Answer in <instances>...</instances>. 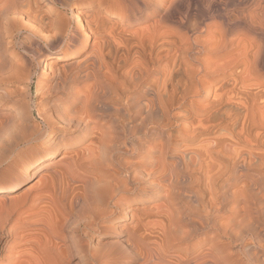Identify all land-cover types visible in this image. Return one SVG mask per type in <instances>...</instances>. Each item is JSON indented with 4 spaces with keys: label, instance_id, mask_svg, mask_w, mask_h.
Instances as JSON below:
<instances>
[{
    "label": "bare ground",
    "instance_id": "bare-ground-1",
    "mask_svg": "<svg viewBox=\"0 0 264 264\" xmlns=\"http://www.w3.org/2000/svg\"><path fill=\"white\" fill-rule=\"evenodd\" d=\"M47 1L54 17L22 23L30 0H0V31L7 45L12 43L0 51V77L19 72L25 77L31 67L27 55L35 51L33 43L40 38L59 46L53 52L43 49L33 54L49 91L44 108L36 106L39 122H30L17 98L11 112H0V161L12 172L0 182V244L3 234L10 238L3 241L0 264L234 260L226 247L235 237L240 239L242 231L235 227L243 226L238 224L243 216L237 226H230L239 235L229 231V221L214 218L206 208L198 221L195 208L201 209L204 193L194 186L206 179L208 204L221 208L230 196V180H245L250 191L254 184L262 187L248 171L264 167V148L253 149L264 147V0H89L97 4L91 16L89 7L71 9L67 0ZM68 8L70 15L62 11ZM100 10L110 14L109 25ZM202 33L207 39L201 38ZM90 37L94 39L88 45ZM89 46L82 58L68 62L70 72L57 65L77 47ZM16 47L24 54L17 56L18 61L5 54L9 49L14 56ZM110 47L114 60H108ZM203 50L207 59L197 56ZM120 60L131 68L116 77ZM213 90L211 104L232 105L223 112L224 125L198 148L188 149L191 142L187 149L179 148V135L194 136L201 128L209 132V123L216 124L217 119L211 122L209 116L207 120L189 114L174 120L177 134H166L171 107L188 100V112L194 110V98ZM240 141L255 146L241 155ZM124 155L138 159L127 162ZM233 157H237L234 162ZM104 165L110 170H102ZM228 172L234 176L218 187V178ZM156 198L166 203V209L156 214L163 222L154 219H161V228L148 229L151 222L146 226L144 220L149 211H142L132 226L110 225L111 215L124 213L129 202L149 203ZM146 206L138 207L148 210ZM263 208L258 211L261 216ZM13 217L21 223L11 224ZM252 222L245 221L244 226H256ZM98 234L102 240L90 250L88 240ZM200 235L211 242L203 250L195 248ZM259 235L264 237V230ZM2 257L10 261L2 262Z\"/></svg>",
    "mask_w": 264,
    "mask_h": 264
},
{
    "label": "rangeland",
    "instance_id": "rangeland-1",
    "mask_svg": "<svg viewBox=\"0 0 264 264\" xmlns=\"http://www.w3.org/2000/svg\"><path fill=\"white\" fill-rule=\"evenodd\" d=\"M68 1V3L70 4V6H71V9H74V8H76V7H78V6H84V7H89L90 8V11H91V14H90V16L92 15V14H94V10H95V8H97V7H95V6H97V4H96V2H94V1H89V0H67ZM34 6V7H33ZM28 8L29 9H27V11H28V13H26V11H25V16H23L22 17V23H26V22H28V21H30V19L31 18H34V17H37V18H52V17H54V14L52 13V11H48V1L47 0H30V7L28 6ZM36 8V9H35ZM58 9H61V8H59V7H57ZM94 8V9H93ZM71 9H66V10H62L63 12H65L67 15H70L71 14ZM92 9V10H91ZM100 16H101V18L102 19H104V21H105V25H109V23H110V19L111 20H113L112 18H108L109 16H110V14L107 12V11H104V10H100ZM34 13V14H33ZM50 15V16H49ZM104 16V17H103ZM115 19V18H114ZM122 25V27L126 30V31H130V30H133V27H127L126 28V26L125 25H123V24H120V26ZM140 26H143V25H140ZM4 35H5V33H4V31L3 30H1L0 31V51L2 52H4V49H6L5 48V46H9V48H10V46H12V43H9L8 45H7V43H6V41H7V38L6 37H4ZM44 37L46 36V35H43ZM201 36V38H206V37H208L207 36V33H202V35H200ZM94 38L93 37H90V40H88V45H91L92 44V40H93ZM207 39V38H206ZM258 41H259V39H257ZM260 42V41H259ZM6 43V44H5ZM258 43V42H257ZM33 50H35L36 52L37 51H39V50H45V51H48V52H53V51H55L57 48H59V46H55V45H53L51 42H49V41H47V39L46 38H40L39 40H37V41H35V43H33ZM89 48H90V46L88 47V48H85V50H84V48H82V47H77L76 48V50H74V51H72L71 52V54L70 55H68V56H66V57H64L62 60H60V62L57 64L58 66H60L61 67V65H62V67L64 68V70H66V69H68V70H66V72L68 73V72H70V69H69V63L68 62H71L72 60H73V58H82V54H84L85 52H87L88 50H89ZM8 51H6L5 52V54H6V57H10L11 58V60H15V61H18L19 59H17L18 57L17 56H20V55H24L23 53H22V49H19V48H15V51H14V56H12V54H11V52H9V51H11V50H9V49H7ZM110 50H112L110 53L111 54H113V55H111L110 54V57H108V60H109V58L111 59V60H114V58H113V56H115V54L114 53H112V52H114L113 51V49H111V47H110ZM35 51H33L32 53H29L30 55H27L28 57H29V60H30V68H29V72L25 75V77H24V74H25V72H23V73H21V75H20V72H19V74H13V76H11V77H9V76H4V77H0V100L1 99H5L4 100V103L0 106V112L2 111V112H11L10 111V107H11V105H12V103L14 102V100L17 98L18 99V103H20L23 107H25L24 108V110H27V111H25V114H28L29 115V118H30V122H35L34 124H36V123H38L39 122V118H38V116H37V112H36V106H37V104L38 105H40L42 108H44L43 106L44 105H46V100H45V98H47V96H48V94H49V91L47 90V88L43 85V79L41 78V76H40V69H39V67L37 66V63H36V59H35V57H34V55L33 54H36V52ZM17 53V54H16ZM19 54V55H18ZM204 55H205V57H204ZM197 56H199L200 58H202V59H207V52L206 51H202L201 53H198L197 54ZM111 60H110V62H111ZM17 63V62H16ZM117 63V62H116ZM121 63V64H120ZM115 66H118V67H115V74H116V77H118L120 74L119 73H123V72H127L128 71V69H130L131 68V66H130V64H127V62H126V64L125 63H123V61H121L120 60V62H118ZM127 66V67H126ZM61 67V68H62ZM66 67V68H65ZM68 67V68H67ZM130 67V68H129ZM62 68V69H63ZM22 70V69H21ZM124 70V71H123ZM121 71H123V72H121ZM117 72V73H116ZM118 74V75H117ZM15 75V76H14ZM22 76V77H21ZM20 81H22V82H20ZM41 82V83H40ZM19 86H21V87H19ZM79 86H82V84L81 85H79ZM22 92H21V91ZM82 90H83V88H82ZM214 92V90L212 91V92H210V94H207V95H205V94H203L202 96H198V97H196V98H194V104L195 105H197V107H195V109L194 110H190L189 112H188V108H189V106H188V103H189V101L187 100L186 102H184V104H182V105H174V106H172L171 107V109H170V111H169V118L167 119V122H168V126H166V134H170V133H173V134H177V131H178V129L176 128V127H174L173 125H174V123L177 121V119L176 118H178L179 120H181L182 118H184V116L186 117V116H188L189 114L190 115H195L196 114V116L197 117H201L202 119H207L208 120V116L210 117L209 118V120L211 121V122H213L214 120V122H216V119H217V123L215 124V127H217L216 129L215 128H213L212 129V127L214 126V124L213 123H209V124H211V127H210V131L208 132H206V131H204L203 130V128H201L198 132H196L195 133V135L193 136L192 134H184L182 137H180V135H179V143H181V145H180V147L179 148H185V149H187V144H189L190 142H191V144H189V146L191 145V146H193V147H196L197 146V148L202 144V143H204V141H208L207 139H211L212 140V138L214 137V136H211V134L213 135V130H218V131H220V129L222 128V126L224 125L223 123H224V120H225V116H224V113L223 112H225V110H228V109H230L231 107H232V105H231V107H228V106H230L229 104L230 103H228V102H222V104L221 103H217V104H211L209 101L210 100H212L213 98H212V95L214 94L213 93ZM205 95V96H204ZM7 97H8V99H7ZM213 97H214V95H213ZM7 99V100H6ZM210 103H208V102ZM44 104V105H43ZM206 104V105H205ZM10 105V106H9ZM43 105V106H42ZM199 105H200V107H199ZM224 105V106H223ZM223 107H224V111H223ZM227 108V109H226ZM220 109V110H219ZM219 110V111H218ZM194 113H193V112ZM210 111V112H209ZM220 111H222V112H220ZM191 112V113H190ZM214 112V113H213ZM217 112V113H216ZM24 114V115H25ZM207 114V115H206ZM212 114V115H211ZM28 115H26V116H28ZM172 115V116H171ZM175 115H178V116H175ZM180 115V116H179ZM200 115H202V116H200ZM206 115V116H205ZM203 116H205V118L203 117ZM223 116H224V118H223ZM171 117V118H170ZM175 117V118H174ZM181 117V118H180ZM215 117V118H214ZM200 118V119H201ZM212 118V119H211ZM214 118V119H213ZM220 118H222V120H220ZM174 120H175V122H174ZM218 120H220V121H218ZM223 122V123H222ZM220 123V124H219ZM221 124H223L222 126H221ZM219 127H218V126ZM174 130V131H173ZM212 130V131H211ZM191 135V136H190ZM212 138H211V137ZM208 137V138H207ZM184 138V139H183ZM206 138V139H205ZM209 139V140H210ZM186 141V142H185ZM187 143V144H186ZM196 143V144H195ZM197 143H198V145H197ZM240 143V146H239V148L240 149H242V151H241V155H245V154H243V153H245L246 152V150H249V146H251V147H254L255 145H253L252 143H250V142H248V141H240L239 142ZM241 143H244V144H241ZM251 145H250V144ZM193 144V145H192ZM185 145H186V147H185ZM196 145V146H195ZM245 145V146H244ZM189 147L188 149H190V148H192V147ZM261 145H256V147L255 148H253L254 150H257L258 148L259 149H261V148H264V147H260ZM246 149V150H245ZM60 154L61 153H59L58 155H57V158L60 156ZM124 159L126 160L127 158L128 159H130V160H128L127 159V162H130L132 159V161L131 162H133V161H135L136 159H138V158H133L132 156H130V155H127V156H125L124 155ZM234 158V159H233ZM232 158V162H234L235 160H236V158L237 157H233ZM5 166H6V163H3L2 161H0V182H2L4 179H6V178H8L9 177V175L12 173V172H10V171H8V170H6L5 169ZM104 166H106V165H104ZM108 167H109V165H108ZM107 166H106V168H103V167H101L102 168V170H107V169H109L110 170V167L108 168ZM261 168V169H260ZM257 169V170H256ZM260 169V170H259ZM262 169H264V167H255V168H253V171H251L252 169H250L249 171H248V174L249 175H253L254 176V179L255 180H258V181H260V183H261V186L262 187H260L259 186V188L257 187L258 185L257 184H254L252 187H251V191H250V189H247L246 188V186H244L245 184L243 183L244 181H242V180H239V182H235V181H232V180H230V182H229V185H230V189H229V192H228V194L230 195L229 197H228V199H227V201L225 202V204H224V206L221 208V207H219V204L217 205V206H215V207H211L209 204H208V198H209V190H208V183H207V180L206 179H203L202 181H200V184H196L195 186H194V188H196L197 190H199L200 189V192L203 194V197L202 198H204V199H202L201 201H200V203H199V208H201V209H196L195 208V217L194 218H196L198 221L199 220H201L205 215H206V213H205V211H204V208H206V210H210V212H211V214H212V216L214 217V218H216V219H220L221 221H223V222H225L226 224H227V222L229 221L230 223H228V226L230 227H232V228H234L235 226H237V223L238 222H240L241 221V217L243 216V222H240V223H238V224H242L243 226H240V228H239V226L238 227H235V228H237V232H241V234L239 235L238 233H236V229H235V231H234V229H232L231 227L229 228V231L231 232H233L234 234H238L239 235V238L240 239H237L236 237H235V241H237V240H240V241H237V242H233L232 240H231V242H230V244H229V246L228 247H226V252L228 251V253H226L227 255L229 254V252H233V254H229L230 255V257H234L233 259L234 260H231V262L229 263V262H227V263H225V264H260V261H264V237H261V235H259L260 234V232H261V230L263 231L264 230V222H262L263 220L262 219H264V215L263 216H261V214H260V212H258L260 209H262L264 206H262V205H264V171L262 170ZM256 171V172H255ZM263 174H262V173ZM229 173V172H228ZM258 174H261V175H259L258 176ZM37 176V175H36ZM200 176V172H197V174H196V177H199ZM234 176V175H233ZM232 175H231V173H229V174H224V175H222V176H220L219 178H218V180H217V182H216V185L218 184V183H222L223 182V180L224 179H228V178H232L233 177ZM258 176V177H257ZM34 178H37V177H34ZM258 178V179H257ZM262 178V179H261ZM34 180H36V179H34ZM220 180V181H219ZM246 182V181H245ZM203 183V184H202ZM220 184H219V186L218 187H220ZM263 184V185H262ZM216 186V188H218ZM241 186V187H240ZM245 187L246 188V190H245V188H244V191H242V188L243 187ZM240 189V190H239ZM258 189H261V190H258ZM206 190V191H205ZM218 190H220V189H218ZM250 191V193H248ZM23 192V188H21V189H19L18 190V192H16V194L17 195H19V194H21ZM205 192H206V194H205ZM245 192V193H244ZM258 192V193H257ZM242 193H244V195L246 196V197H244L243 196V194ZM248 193V194H247ZM257 193V194H256ZM237 194V196H235ZM252 194V195H251ZM263 194V195H262ZM250 195V196H249ZM235 196V197H234ZM241 196V197H240ZM249 196V197H248ZM262 196V197H261ZM248 197V198H247ZM259 198V199H258ZM162 198H160V199H152V200H150L149 201V203L148 202H140V201H137V200H135V201H131V202H129L128 204H127V206L125 207V210H124V213L123 212H121V213H116V214H113V215H111V224L110 225H112L113 224V226H117V224L118 225H120L121 223H124V224H126V225H130V226H132V225H134L135 223H136V221L138 220V218L140 217V214L142 213V211H149V217L147 218V219H145L144 220V222H145V224H146V226H148V223L149 222H151V223H149V224H151L150 226H148L149 228L148 229H151V228H161L160 226L158 227V222L162 219L161 218V216H157L156 214H158L159 212H162L163 210H165L166 209V203L164 202V199H163V201L161 200ZM254 199V200H253ZM255 200H256V202H255ZM161 201H162V204H165V205H162L161 204ZM202 201H203V203H202ZM261 204V207L259 206H257V204H258V202ZM136 202V203H135ZM250 203V204H249ZM254 203V204H253ZM257 203V204H256ZM140 204V205H139ZM207 204V205H206ZM143 205L145 206V205H147L146 207H148L147 209L148 210H146V209H141L140 207H143ZM160 205H162L163 206V209H162V206H160ZM205 207H204V206ZM136 206V207H135ZM138 206H140V207H138ZM151 206V208H149ZM154 206H156V207H154ZM157 206L159 207L160 206V208L158 209L157 208ZM208 206V207H207ZM251 206V207H250ZM130 207V208H129ZM138 207V208H137ZM218 207H219V209H218ZM229 207V208H228ZM258 207V208H257ZM208 208V209H207ZM210 208V209H209ZM217 208V209H216ZM223 208H225V210L223 209ZM257 208V209H256ZM156 209V210H155ZM212 209V210H211ZM252 209V210H251ZM264 209V208H263ZM140 210V211H139ZM151 211V212H150ZM159 211V212H158ZM27 212H29L30 213V211H27ZM154 212V213H153ZM197 212V213H196ZM207 212V211H206ZM252 214H251V213ZM215 213H217V214H215ZM247 213V214H246ZM255 213H258V214H255ZM25 214H28V213H22L21 214V216H24ZM134 214V215H133ZM260 214V215H259ZM245 215V216H244ZM252 215V216H251ZM258 215V216H257ZM156 216V217H155ZM220 216V217H219ZM227 216V217H226ZM248 216V217H247ZM260 216V217H259ZM15 217V216H14ZM12 218V221H10L11 222V224L12 223H18V222H20V221H17L15 218ZM132 217V218H131ZM247 219H246V218ZM259 217V218H258ZM156 218H161L160 220H156V222H155V220L154 219H156ZM251 218V219H250ZM252 218H253V220H252ZM258 218V219H257ZM149 219H151V220H149ZM233 219L235 220V221H233ZM239 219V220H238ZM245 219V220H244ZM250 220V222L251 221H253L252 223H254L256 226H252V228H251V226L249 227V228H251L252 230L253 229H255L254 231H252L251 232V230H249V228H248V226H247V228L245 227L246 226V224H245V226H244V223H245V221L246 222H248L249 223V220ZM255 219V220H254ZM260 219V220H259ZM15 220V221H14ZM136 220V221H135ZM149 220V221H148ZM154 220V221H153ZM236 220H238V221H236ZM248 220V221H247ZM258 220V221H257ZM14 221V222H13ZM152 221L153 222H155L154 224H157V226H153V224H152ZM162 222H163V219L161 220ZM147 222V223H146ZM161 222V223H162ZM231 222L233 223L232 225H229V224H231ZM234 222H236V224L234 223ZM21 223V222H20ZM160 223V224H161ZM19 224V223H18ZM159 224V225H160ZM261 224V225H260ZM162 225V224H161ZM250 225H252L251 223H250ZM261 227H259V226ZM153 226V227H152ZM253 227H255V228H253ZM185 228H187V227H185ZM239 228V229H238ZM259 228V229H258ZM241 229V230H240ZM257 229V230H256ZM152 230V229H151ZM239 230V231H238ZM231 232V233H232ZM239 232V233H240ZM245 232V233H244ZM232 233V234H233ZM256 233V234H255ZM233 234V235H234ZM244 234V235H243ZM232 235V236H233ZM258 236V237H256V236ZM243 236V237H242ZM260 236V237H259ZM202 235H200V239L201 240H199L198 242H200V243H196L195 244V248L196 249H198V248H200V250H203L204 248H206V246H209L210 245V240H208V239H205L204 237V239H202ZM242 237V238H241ZM2 238H3V241H4V239L6 238V239H10L9 237H4V234L2 235ZM237 239V240H236ZM247 239H249V240H247ZM256 239H259V240H256ZM97 240H102V235L101 234H98V235H94L92 238H90L89 240H88V247L90 248V250H93V249H95L96 247H97ZM222 240H225L224 238H222ZM234 240V239H233ZM246 240V241H245ZM1 242V244H0V255L2 254V256H3V254H4V252H5V249H4V247H6V243H4V242ZM244 241V242H243ZM251 241V242H250ZM259 241V243H261V244H259V243H257V242ZM209 242V243H208ZM209 244V245H208ZM220 245H222V244H220ZM219 245V246H220ZM247 245H248V247H249V249H248V247H247ZM263 245V246H262ZM242 246V247H241ZM245 247H246V249H245ZM251 247V248H250ZM244 248V249H243ZM255 250H254V249ZM257 248V249H256ZM251 252H250V251ZM236 251V252H235ZM244 251V252H243ZM248 251V253H246ZM182 252H184V250L182 249ZM251 253H253V254H251ZM255 253V254H254ZM236 254V255H235ZM248 254V255H247ZM233 255V256H232ZM245 255V256H244ZM250 255V256H249ZM253 255H256V256H253L254 257V259L253 258H251ZM247 256H249V257H247ZM260 256V257H259ZM243 257V258H242ZM4 257H2V262H4L3 260H6V261H8V259H3ZM7 258V257H6ZM258 259V261H257V259ZM69 259V258H68ZM67 258H66V260H68ZM240 259V260H239ZM251 259H253L254 261H253V263H251L252 261H250ZM242 260V261H241ZM10 261V260H9ZM8 261V262H9ZM262 261V262H263ZM261 262V264H264V263H262ZM6 264H8V263H6ZM10 264H14V263H10Z\"/></svg>",
    "mask_w": 264,
    "mask_h": 264
}]
</instances>
